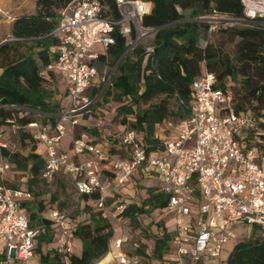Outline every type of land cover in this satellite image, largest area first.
<instances>
[{
  "label": "built area",
  "instance_id": "2783aa9c",
  "mask_svg": "<svg viewBox=\"0 0 264 264\" xmlns=\"http://www.w3.org/2000/svg\"><path fill=\"white\" fill-rule=\"evenodd\" d=\"M239 4L246 21L264 16V0H239ZM150 10L151 3L146 0L68 1L58 11L50 32L55 38L53 57L40 72L48 84L53 74L63 77L65 102L52 123L30 121L24 128L43 147L41 178L49 182L58 170L72 176L78 195L97 194L93 203L99 210L103 211L106 200L137 173L154 172L160 179L159 191L166 197L160 212L172 219L168 243L174 256L188 264H221L225 245L236 239L234 225L264 232V114L250 108L236 111L229 83L219 85L213 73L201 68L190 83L187 115L156 124L161 126L154 134L160 145L156 149L145 152L141 133L133 129L113 136L128 149V157L112 163L110 177L99 178L96 162L77 164L58 152L64 121L75 125L80 117L90 114L100 93L98 90L93 98L90 94V89L99 86L98 53L90 51L92 44L106 47L118 34L126 40L123 53L132 54L138 44L143 52L151 53L157 28L140 23ZM192 19L207 24L201 28L202 36L215 31L222 20L233 21L213 9ZM21 110L19 115L30 109ZM5 123V129H0V264H37L33 248L46 228L38 217L29 220L20 206L30 198L29 193L4 180L10 166L3 152H14L9 144L19 128L12 117ZM70 149L75 157L105 158L101 145L83 134L72 138ZM124 207V201L118 200L113 214L119 215ZM42 219L55 230L52 250L63 258L70 255L73 229L64 215L52 208Z\"/></svg>",
  "mask_w": 264,
  "mask_h": 264
},
{
  "label": "trees",
  "instance_id": "16d2710c",
  "mask_svg": "<svg viewBox=\"0 0 264 264\" xmlns=\"http://www.w3.org/2000/svg\"><path fill=\"white\" fill-rule=\"evenodd\" d=\"M68 1L70 0H35V12L15 17L10 32L13 39L0 43V129H5V119L12 117L19 124L13 141L31 144L26 155L19 149L3 154L7 156L10 171L17 179L24 174L30 175L27 181L28 191L40 180L42 160L33 154L36 143L32 140L30 130L24 128V125L30 121L52 123L54 114L63 107V102L59 104L48 99L49 84L40 76V72L53 57L55 38L50 32L55 26L58 11ZM146 1L151 3V10L141 17L140 23L145 27L157 28L152 39V52H143L142 45L138 44L132 54L127 53L129 57H124L115 64L126 47V40L124 36L114 34V43L105 47L109 58L104 53H98L95 60L97 63L108 62L115 65L118 74L110 78L109 86L101 93L102 98L104 101L111 99L117 103L128 98V104L121 103L117 106V113L121 115L123 123H129L133 130L141 133L145 152L160 146L153 135L155 124L169 120L170 115L175 116V120L187 115L185 105L189 99L190 83L202 67L214 74L219 85L229 83L227 80L233 76L234 69L227 58L218 57L211 50L210 44L199 46L201 28L207 26L205 22L198 24L192 19L199 12L213 9L233 21L252 22L234 29L239 36L237 48L242 69L239 78L242 98L235 99L230 83L229 88L236 111L250 108L256 114L261 111L264 114V24L260 23L264 21V16L246 21L239 0ZM184 11H187L186 16ZM25 43L28 44L26 50L17 52ZM101 94L99 93L92 106L97 103ZM156 97H159L157 101L150 102ZM169 99L174 101L175 108H172ZM139 104L146 106L139 108ZM22 108L30 110L19 115ZM30 111H39L41 119L33 118ZM102 172L111 176L108 171ZM78 196L84 201L85 207H95L93 201L97 198L96 193ZM165 204L166 197L161 191L151 188L138 205H126L119 216L135 222L137 215H148L155 209L163 208ZM32 205L30 201L20 203L29 220H33L36 212L43 209L40 201L35 210H31ZM38 222L45 226L46 233L34 244L37 264H95L107 253L108 242L113 234L101 213L91 214L88 222L77 224L72 230V236L80 243L79 254L63 258L52 249L41 251L43 245L52 242L55 230L49 228V223L43 219ZM250 230L258 231L255 228ZM168 240L169 234L165 232L155 238L153 253L159 260ZM225 264H264V241L246 239L235 243L225 258Z\"/></svg>",
  "mask_w": 264,
  "mask_h": 264
},
{
  "label": "rangeland",
  "instance_id": "374dc122",
  "mask_svg": "<svg viewBox=\"0 0 264 264\" xmlns=\"http://www.w3.org/2000/svg\"><path fill=\"white\" fill-rule=\"evenodd\" d=\"M14 7V5H10L6 8L9 10V12H4L0 15V38H2V40L9 41L13 39L10 35L12 27V20L10 19V16L24 13L19 11L20 7L17 10H15ZM184 14L186 16L187 11H184ZM251 23L252 22L240 21L226 22L222 20L217 25V30L211 32L209 35L200 36V40L198 41L199 46L202 47L205 43L210 44L211 50L218 57L228 59L230 66H232L234 69V73L233 76H231L227 81L232 86L235 99L242 98L241 96L243 94V90L240 86L241 82L239 79L242 72L237 48L239 36L235 33L234 29L242 28L244 26L250 25ZM26 47H28L27 43L21 45L17 52L25 51ZM90 51L94 53H104L106 54V57L109 58L105 47L99 43L92 44ZM124 57H129V54L122 53L119 56L117 62H120ZM95 65L99 78V86L96 89H90L91 95L96 94L98 89L100 90V94L103 93L105 88L109 86L110 78L118 74L117 70L115 69V65L111 63L95 62ZM202 70H204L203 67ZM51 79L52 81L47 87L49 92L48 99L54 102L57 101L59 104H61L63 101H65V96L62 95L64 92L62 85L64 84L63 77L59 74H55V76ZM158 99L159 97L153 98L150 102H155ZM121 103L128 104V98L122 99ZM121 103L114 102L111 99L104 101L101 94L97 103L91 107L92 110L90 111L89 119L80 123V127L75 126L73 129V134L77 135L80 131H83L89 135V138H94V143H96L98 140H101V138L102 140H105V138H110L113 135L119 133L118 127L121 124L125 126V130L132 129L133 127H131L129 123H123L121 121V115L117 113V106H119ZM169 103L172 104V108H175V105H173L174 101L172 99H169ZM145 106L146 104H139V108ZM132 108H134L133 105ZM30 113L33 118L37 120L41 119V114L39 111L38 113L36 111H30ZM127 116L130 117L129 114H127ZM168 117L170 121H175V116L170 115ZM128 121L131 120L129 119ZM94 123L97 124L96 127L93 126ZM154 127L155 131H157L158 126L155 124ZM70 140V135L64 136L62 145L66 146ZM14 144L16 149H19L23 155H26L29 152V148L31 146L30 143L21 144L20 142H14ZM103 148L107 153L113 152L105 146H103ZM36 151L43 156V150L40 145L36 146ZM0 157L2 156L0 155ZM10 184L14 185L16 188L20 187V184L17 182H10ZM148 189L151 188L146 187L144 184L137 185L135 189L132 188V197H128L126 200L133 201L135 205H138L140 201L146 197V191ZM31 193L33 196V205L31 206V210H35L37 208L36 204L39 201L43 207L55 206L57 210L64 215L69 225H72L73 228L77 224L88 222L89 215L101 213L102 217L107 221V223H109L113 234L108 242L107 253L95 264H180L184 262L181 258L179 259V262L174 260L176 257L174 256L172 247L169 243H167L165 251L160 260L153 253L155 238L160 236L163 232L168 231V229L162 228L167 225L165 217L167 218L169 214L159 213L158 209H155L147 216H136L135 222H131L119 215H114L112 212L113 206L111 205V202L108 203L110 207L112 206L108 212H104L93 206H89L87 208L85 207L84 201H81V198L76 193L75 184L71 177L61 171L56 172L52 181L45 182L43 179L37 181L35 185L31 186ZM147 208L148 207L146 206L145 209ZM232 231L236 234V239L233 242L227 243V245H225L224 251L220 256V260L222 261L221 264H224L226 255L228 253V248L232 244H235L239 241H244L246 239H258L260 241H264V232H251V230H249V228L244 225H234ZM72 238L74 237L72 236ZM117 242H119L118 246H116ZM74 243L75 241L72 240L71 254L78 255L80 250L77 251ZM50 249V244L48 246L43 245L41 247L42 252ZM107 254L109 255L107 256ZM34 263H38L36 253H34Z\"/></svg>",
  "mask_w": 264,
  "mask_h": 264
},
{
  "label": "crops",
  "instance_id": "0c3cea01",
  "mask_svg": "<svg viewBox=\"0 0 264 264\" xmlns=\"http://www.w3.org/2000/svg\"><path fill=\"white\" fill-rule=\"evenodd\" d=\"M16 4V5H15ZM10 5H14V9L17 10L19 9L20 7V10L21 12H24V13H19L17 15H11L10 16V19L13 20L16 16L20 15V14H32L35 12V0H0V15L4 12H9V10H7L6 8L9 7ZM24 7V8H23ZM28 9V11H27ZM260 23L264 24V21H260ZM0 40L2 41V38H0ZM0 41V42H1ZM55 75L53 74L52 77H54ZM63 85V91H64V84ZM64 96V95H63ZM65 101H63V104H64ZM92 110V108H91ZM90 117L89 114H85L83 115L82 117H80L78 119V122L75 124V125H71L68 121H64V130H65V134L64 136L66 135H70L71 136V140L73 137L79 135V134H83L88 141L90 142H93L94 143V138H89V135L83 131H80L77 135H74L73 134V129L75 126H78L80 127V123L84 122L85 120H88ZM47 124V123H46ZM160 127L161 126H158V129L157 131H155V127H154V130H153V135L155 133H158L159 130H160ZM125 126L123 124L119 125L118 127V131H125ZM128 130V129H126ZM118 134V133H117ZM117 134L113 135V136H116ZM63 136V137H64ZM110 137V138H105V140H98L96 143L100 144L101 147H102V150L104 151V148L103 146H105L106 148L112 150L113 152L112 153H107L106 151H104L105 153V158L103 160H98L96 158H94L93 156L91 155H87V154H84V155H80L78 157H75L70 149V142L71 140L69 141V143L66 145V146H63L62 145V140H63V137L61 138V140L59 141V144H58V152L64 154L67 158L68 161H71V162H74V163H77V164H84L86 162H96L97 163V166H98V169H99V178L100 179H105L107 178L108 176H106V174H104L102 172V170H105V171H108L111 173L112 169H111V165L113 162L115 161H119V160H126L127 157H128V149L125 148V147H121L119 145V143L117 142V140H115V138ZM13 140V138H12ZM10 140V144H9V149L11 151H15L16 150V147H15V144L14 142ZM37 145H40L42 147L41 144H36L34 149H33V154L37 155L42 161H43V158L44 156H42V154H40L39 152L36 151V146ZM103 145V146H102ZM42 150H43V147H42ZM115 152V153H114ZM118 153V154H117ZM58 171H61V170H58ZM56 171V172H58ZM56 172L53 174V176L56 174ZM62 172V171H61ZM53 176H52V179H53ZM70 176V175H69ZM71 179H72V176H70ZM30 178V175L29 174H24L23 176L19 177L18 179L11 173V172H7L6 173V176H4V180H6V183L8 186L10 187H14L16 188L14 185H11L10 182H17L18 184H20V189L22 190H25L29 193L30 195V198L27 199L26 201H30L32 202L33 200V196H32V193L31 191H28V188H27V181L28 179ZM40 179L42 180L41 178V174H40ZM52 179L50 181H52ZM141 179V180H140ZM140 180V181H138ZM44 181V180H43ZM46 182V181H45ZM154 183V184H153ZM141 184H144L146 187L148 188H154L156 189L157 191L160 190V179L159 177H157L155 175L154 172H147L145 174H141V173H137L135 176H133L126 184L125 186L123 187V189H119L117 190V193L116 194H112L111 197H109L107 200H106V204H105V209L103 210L104 212H108L109 209L118 201V200H123L124 201V204L125 206L128 205V204H131L133 203V201H127L126 198L128 197H132V194H133V191H132V188L135 189L137 185H141ZM153 184V185H151ZM153 186V187H151ZM119 196V197H118ZM125 198V199H124ZM83 201V200H81ZM112 203L111 207L108 205V203ZM135 204V203H133ZM108 205V206H107ZM55 208V206H50V207H43V209L40 211V212H36L35 214V217L34 219H36L38 217V221L41 220L45 215L46 213L51 209V208ZM162 209V208H161ZM161 209H158L159 213ZM154 211V210H153ZM152 212V211H151ZM150 212V213H151ZM149 213V214H150ZM148 214V215H149ZM143 215V214H142ZM139 216V215H137ZM147 216V215H145ZM166 221H167V225L164 226L162 229H168V231L171 229L172 227V219H171V216H167V218L165 217ZM136 220V218H135ZM71 229H74L72 227V225H69ZM165 232V233H168ZM72 240L75 241L74 243V246L77 248V251L80 250V243L79 241L76 239V238H72L71 236V249H72ZM168 243V241H167ZM166 243V245H167ZM51 245V249H52V242L49 243ZM49 244L47 245H44V246H48ZM234 244H232L229 248H228V252L230 251V249L232 248ZM72 252V251H71ZM228 254V253H227ZM109 254H107L108 256ZM106 256V258H107ZM227 256V255H226ZM176 262H179V259L178 258H175L174 259ZM184 262L180 263V264H188L186 260L183 259Z\"/></svg>",
  "mask_w": 264,
  "mask_h": 264
},
{
  "label": "water",
  "instance_id": "95a60500",
  "mask_svg": "<svg viewBox=\"0 0 264 264\" xmlns=\"http://www.w3.org/2000/svg\"><path fill=\"white\" fill-rule=\"evenodd\" d=\"M3 41H6V40H2L1 42H3ZM1 42H0V43H1ZM117 60H118V59H117ZM117 60H116V62H117ZM116 62H115V63H116Z\"/></svg>",
  "mask_w": 264,
  "mask_h": 264
}]
</instances>
